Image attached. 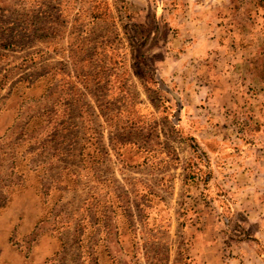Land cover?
<instances>
[{
  "label": "rangeland",
  "instance_id": "1",
  "mask_svg": "<svg viewBox=\"0 0 264 264\" xmlns=\"http://www.w3.org/2000/svg\"><path fill=\"white\" fill-rule=\"evenodd\" d=\"M161 1L166 11L171 0ZM237 1L254 26L244 35L263 38L253 42L262 55L264 0ZM158 2L0 0V102L10 83L19 81L25 97L45 77L51 96L80 102L83 128L106 130L146 157L139 169L101 170L109 179L100 219L115 240L103 264H263L264 56L248 59L252 72L192 62L182 54L187 42L172 39L165 20L157 25ZM28 103L18 102L19 131L4 147L20 143L35 112ZM84 192L93 199L96 190L87 182ZM96 253L72 244L49 264H79L80 254L100 264Z\"/></svg>",
  "mask_w": 264,
  "mask_h": 264
},
{
  "label": "crops",
  "instance_id": "2",
  "mask_svg": "<svg viewBox=\"0 0 264 264\" xmlns=\"http://www.w3.org/2000/svg\"><path fill=\"white\" fill-rule=\"evenodd\" d=\"M163 6L161 0L154 4L163 15L157 25L164 26L165 20L171 38L187 42L182 54L196 64L199 60L195 58L205 57L208 68L224 62L234 70L238 63L251 66L252 72L255 63L248 59L264 56L260 48L253 49V42L263 41L262 36L244 35V26H254L242 21L243 5L237 0H188L186 4L171 0L166 11L161 10ZM256 19L254 12L249 23ZM47 85L51 83L39 77L26 89V96L20 97L23 87L15 81L10 83V95L0 102V264H49L54 254L72 244L97 252L103 264L102 250L113 246L115 240L110 227L100 219L105 215L100 186L109 179L101 170L114 164L121 169H139L145 166L146 157L140 162V149L128 142L115 145L106 130L100 132L101 142L97 130L83 128L80 102L51 96ZM19 101L29 102L27 106L35 112L19 128L20 143L4 147V137L19 131ZM25 142L24 151L20 145ZM133 148L137 164L128 154ZM87 182L96 190L93 199L84 192ZM85 260L83 254L78 256L79 264Z\"/></svg>",
  "mask_w": 264,
  "mask_h": 264
}]
</instances>
